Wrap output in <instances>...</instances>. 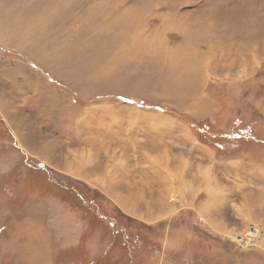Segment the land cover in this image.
<instances>
[{"label": "rangeland", "instance_id": "374dc122", "mask_svg": "<svg viewBox=\"0 0 264 264\" xmlns=\"http://www.w3.org/2000/svg\"><path fill=\"white\" fill-rule=\"evenodd\" d=\"M0 119V264H264V0H0Z\"/></svg>", "mask_w": 264, "mask_h": 264}, {"label": "built area", "instance_id": "2783aa9c", "mask_svg": "<svg viewBox=\"0 0 264 264\" xmlns=\"http://www.w3.org/2000/svg\"><path fill=\"white\" fill-rule=\"evenodd\" d=\"M248 229L241 235V237L243 238V240H241V241L246 242L247 244L251 243V242L254 243L255 241H258V239L260 237H262V235H263V233H262V231H260V229L254 234H252Z\"/></svg>", "mask_w": 264, "mask_h": 264}, {"label": "bare ground", "instance_id": "6f19581e", "mask_svg": "<svg viewBox=\"0 0 264 264\" xmlns=\"http://www.w3.org/2000/svg\"><path fill=\"white\" fill-rule=\"evenodd\" d=\"M125 50H126V49H125ZM249 231H250L252 234L256 233L254 228H250ZM241 238H242L241 236H238V237H237V239H239V240H240Z\"/></svg>", "mask_w": 264, "mask_h": 264}, {"label": "trees", "instance_id": "16d2710c", "mask_svg": "<svg viewBox=\"0 0 264 264\" xmlns=\"http://www.w3.org/2000/svg\"><path fill=\"white\" fill-rule=\"evenodd\" d=\"M0 121L3 122L2 119H0ZM3 123H4V122H3ZM95 228H96V227H95ZM93 229H94V228H93ZM118 233H121V232H118ZM74 262H75V261H73V262H71V263H69V264H74ZM77 264H79L78 261H77ZM91 264H92V262H91Z\"/></svg>", "mask_w": 264, "mask_h": 264}, {"label": "crops", "instance_id": "0c3cea01", "mask_svg": "<svg viewBox=\"0 0 264 264\" xmlns=\"http://www.w3.org/2000/svg\"><path fill=\"white\" fill-rule=\"evenodd\" d=\"M1 177V176H0ZM83 260H85V259H83ZM93 261V260H92ZM67 261H65V263L64 264H69V263H66ZM71 262H73V261H71ZM70 262V263H71ZM87 263H90V261H88ZM63 264V263H62ZM91 264V263H90Z\"/></svg>", "mask_w": 264, "mask_h": 264}]
</instances>
